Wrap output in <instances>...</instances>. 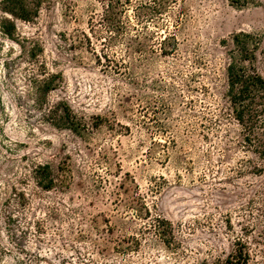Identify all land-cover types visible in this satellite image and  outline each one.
<instances>
[{
    "label": "rangeland",
    "instance_id": "obj_1",
    "mask_svg": "<svg viewBox=\"0 0 264 264\" xmlns=\"http://www.w3.org/2000/svg\"><path fill=\"white\" fill-rule=\"evenodd\" d=\"M24 1L0 0V264H264L227 97L234 35L264 78V0H131L123 34L99 0Z\"/></svg>",
    "mask_w": 264,
    "mask_h": 264
},
{
    "label": "trees",
    "instance_id": "obj_2",
    "mask_svg": "<svg viewBox=\"0 0 264 264\" xmlns=\"http://www.w3.org/2000/svg\"><path fill=\"white\" fill-rule=\"evenodd\" d=\"M106 5L105 21L109 29L123 34L126 29L124 19L131 6V0H99ZM237 8H242L243 0H231ZM11 15L30 21L32 15L24 0H8ZM40 4V0L38 2ZM7 25L14 28L12 22ZM12 33L9 31L8 33ZM234 50L230 52V64L227 68L228 92L232 115L241 128L244 148L252 150L264 160V78L248 66L256 60V53L260 48L261 38L255 34L241 32L233 36ZM70 124L77 128L78 121L71 112H68ZM77 130V129H76ZM249 255L245 249H239L225 264H248Z\"/></svg>",
    "mask_w": 264,
    "mask_h": 264
}]
</instances>
